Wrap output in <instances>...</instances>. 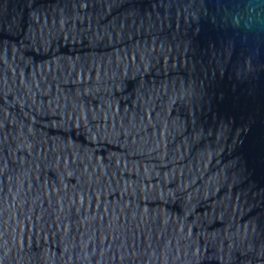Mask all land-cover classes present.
<instances>
[{"label": "water", "instance_id": "1", "mask_svg": "<svg viewBox=\"0 0 264 264\" xmlns=\"http://www.w3.org/2000/svg\"><path fill=\"white\" fill-rule=\"evenodd\" d=\"M0 264H264V0H0Z\"/></svg>", "mask_w": 264, "mask_h": 264}]
</instances>
